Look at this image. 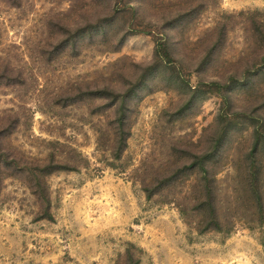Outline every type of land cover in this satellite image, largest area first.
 I'll use <instances>...</instances> for the list:
<instances>
[{
    "label": "rangeland",
    "instance_id": "374dc122",
    "mask_svg": "<svg viewBox=\"0 0 264 264\" xmlns=\"http://www.w3.org/2000/svg\"><path fill=\"white\" fill-rule=\"evenodd\" d=\"M254 128L264 0H0V264H264V224L200 231L188 168L222 133L242 206Z\"/></svg>",
    "mask_w": 264,
    "mask_h": 264
},
{
    "label": "trees",
    "instance_id": "16d2710c",
    "mask_svg": "<svg viewBox=\"0 0 264 264\" xmlns=\"http://www.w3.org/2000/svg\"><path fill=\"white\" fill-rule=\"evenodd\" d=\"M163 56H168V51L163 48ZM122 130L118 134L117 143L118 148L123 151L127 146V139L129 132L125 129V120H120ZM222 131L226 133V126L222 127ZM223 134L220 133L211 152L204 153L201 159L197 156L194 164L188 166L192 171L198 175V189L195 190L194 197L198 203V210L201 214L199 221L200 231L209 229L232 231L238 225H245L248 228H254L255 225L264 224V200H263V170L264 159L261 156L264 153V131L254 128L253 143L247 153L249 163H245L241 169L244 181V204L236 208H226L225 214H222L221 208L217 204V179L213 173V164H210L211 156L220 151V142ZM58 167V166H57ZM236 167V166H235ZM57 168L53 166L47 170V174L52 173ZM240 169V167L238 168ZM157 188L147 186L145 190L148 196L154 194ZM47 201V200H46ZM242 207V208H241ZM184 212V209L181 208Z\"/></svg>",
    "mask_w": 264,
    "mask_h": 264
}]
</instances>
